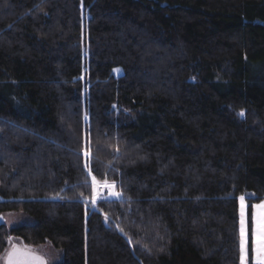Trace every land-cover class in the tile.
<instances>
[{"label": "trees", "instance_id": "trees-1", "mask_svg": "<svg viewBox=\"0 0 264 264\" xmlns=\"http://www.w3.org/2000/svg\"><path fill=\"white\" fill-rule=\"evenodd\" d=\"M242 195L250 228L264 0H0V264H240Z\"/></svg>", "mask_w": 264, "mask_h": 264}, {"label": "rangeland", "instance_id": "rangeland-1", "mask_svg": "<svg viewBox=\"0 0 264 264\" xmlns=\"http://www.w3.org/2000/svg\"><path fill=\"white\" fill-rule=\"evenodd\" d=\"M115 69L116 72H121V69L119 67H116ZM92 185H93V190L96 185H106L108 187H111L112 188L111 198L120 196V193L114 189L113 184L106 182H99L93 178ZM93 198L97 199V197H93ZM238 217H239V231H240V245H241L240 264H249L250 261L252 262L251 264H257L256 230H257V221L264 220V198L261 199L260 201L255 202L252 206V225L250 228L248 222L247 202L244 195L239 197ZM14 245H21V241L16 238L10 239L7 250H9V248ZM250 249H251V254H250ZM34 250L43 256V258L45 259V264H54L60 258L59 251L55 250L48 244L36 247ZM6 252L3 254L1 258V264H4L3 258Z\"/></svg>", "mask_w": 264, "mask_h": 264}, {"label": "water", "instance_id": "water-1", "mask_svg": "<svg viewBox=\"0 0 264 264\" xmlns=\"http://www.w3.org/2000/svg\"><path fill=\"white\" fill-rule=\"evenodd\" d=\"M45 264V259L37 251L24 245L12 246L4 256V264Z\"/></svg>", "mask_w": 264, "mask_h": 264}, {"label": "snow or ice", "instance_id": "snow-or-ice-1", "mask_svg": "<svg viewBox=\"0 0 264 264\" xmlns=\"http://www.w3.org/2000/svg\"><path fill=\"white\" fill-rule=\"evenodd\" d=\"M243 115V113H241ZM257 264H264V220L257 221Z\"/></svg>", "mask_w": 264, "mask_h": 264}, {"label": "built area", "instance_id": "built-area-1", "mask_svg": "<svg viewBox=\"0 0 264 264\" xmlns=\"http://www.w3.org/2000/svg\"><path fill=\"white\" fill-rule=\"evenodd\" d=\"M111 195V188L104 185H96L94 196L97 198H108Z\"/></svg>", "mask_w": 264, "mask_h": 264}, {"label": "flooded vegetation", "instance_id": "flooded-vegetation-1", "mask_svg": "<svg viewBox=\"0 0 264 264\" xmlns=\"http://www.w3.org/2000/svg\"><path fill=\"white\" fill-rule=\"evenodd\" d=\"M28 264H32L31 262H29Z\"/></svg>", "mask_w": 264, "mask_h": 264}]
</instances>
